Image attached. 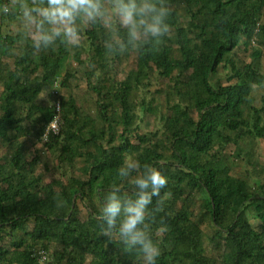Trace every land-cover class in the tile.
<instances>
[{
	"label": "trees",
	"instance_id": "16d2710c",
	"mask_svg": "<svg viewBox=\"0 0 264 264\" xmlns=\"http://www.w3.org/2000/svg\"><path fill=\"white\" fill-rule=\"evenodd\" d=\"M168 4L171 32L139 52H108L100 25H84L77 47L57 42L40 52L23 33L12 36L0 27V146L6 148L0 156V264H40L41 252L46 264H134V253L100 234L98 204L114 184L131 190L117 179L128 158L168 178L163 199L154 197L150 205L162 249L158 264H264V165L251 147L241 146L264 139V102L255 107L252 96L264 83L255 66L264 51V0ZM178 13L187 19L180 25ZM240 49L251 62L238 58ZM132 53L134 68L118 80L119 65ZM77 74L95 96L94 113L86 98L72 93ZM154 78L172 81L161 115L153 99H135ZM57 101L60 130L43 140ZM138 109L159 117L161 129L142 133ZM28 143L55 154L56 179L44 183L39 154L27 159ZM239 158L251 167L246 177L231 174L230 160ZM161 223L167 230L158 233ZM206 226L215 229L206 237L217 257L203 244Z\"/></svg>",
	"mask_w": 264,
	"mask_h": 264
},
{
	"label": "clouds",
	"instance_id": "9594fccd",
	"mask_svg": "<svg viewBox=\"0 0 264 264\" xmlns=\"http://www.w3.org/2000/svg\"><path fill=\"white\" fill-rule=\"evenodd\" d=\"M168 0H0V15H16L25 39L36 52L54 48L57 42L77 47L84 25H100L105 31L104 48L112 54L142 51L171 32ZM142 167V171H141ZM114 184L98 199L100 234L116 240L126 252L134 253V264H158L162 249L153 237V198H161L167 176L151 164L128 158L117 169ZM171 193H164V197ZM159 203L157 208H162ZM161 223L156 232L166 231Z\"/></svg>",
	"mask_w": 264,
	"mask_h": 264
},
{
	"label": "rangeland",
	"instance_id": "374dc122",
	"mask_svg": "<svg viewBox=\"0 0 264 264\" xmlns=\"http://www.w3.org/2000/svg\"><path fill=\"white\" fill-rule=\"evenodd\" d=\"M18 1L19 0H17V2ZM186 20L187 19H185L180 13H178L174 22L175 24L180 25ZM10 29L11 31H13V33H16L20 31V26L19 24L17 26L16 25L9 26V24L4 23L3 31L8 33ZM237 55L241 61L247 62V63L251 62V58L248 55V51L245 50L243 52V50L240 49L238 50ZM134 57L135 56L132 53V55L129 57L128 60H126L125 62L123 61L120 65L118 64L120 67V70L117 72V76H116L118 80L123 78L126 70L128 71L129 69L134 68ZM260 65H262L261 69L264 70V51H262L260 60L257 63H255V66H258L259 68H260ZM73 66L74 68H76L75 65ZM109 69L112 72L113 68L109 67ZM218 78H220L221 81H224V76H223L222 71H220ZM71 83H72V93L74 94V96L79 100H82V99L84 100L86 98L85 100H87L86 101L87 105L92 106V107L90 106L91 108L89 112L94 113L95 107L93 105V100L95 99V96L92 93H90L91 90L87 87L85 81L80 77L79 74H77L76 79L73 80ZM171 83H172L171 80H160V79L154 78L148 91L146 92L141 91L140 93H137L135 95V99L137 101H140L143 98H145L146 100L153 99L154 100L153 106L156 107V109L160 112L158 113V115H161V113L165 112V102L169 98L168 97V89H169L168 87L172 85ZM262 85L263 86L255 87L254 89V94H255L254 97H256L255 103L257 105L259 103L261 95L264 93V83ZM61 92L63 95L67 93V91L64 89H61ZM42 98H45V96L43 97L42 95ZM137 114L140 116L138 124H139V129L142 133L161 129L162 124H161V120L159 119V117L152 115V114H143L142 112H140L139 109L137 110ZM252 142L254 143V153H256L255 155H258L259 157L260 156L264 157V154H262V151L264 152V149L262 148L264 147L259 149V147H261V146H258L259 143L256 144L254 140H252ZM5 152L3 151V149L0 150V154H3ZM35 152L39 154V157H40V163L37 169V173L40 172L43 174L44 183L50 182L51 180L56 179L59 173L55 169V166H57L55 154L48 152L47 150L42 148L40 144L35 143L34 146L31 147V152L27 154V159L28 160L31 159V157L33 156V154H35ZM261 161L264 162V159L261 158ZM76 167H80V164H77ZM45 168H47L52 173L45 172ZM75 175H80V171H76ZM239 176L246 177V174L240 173ZM82 213L84 214L85 212L82 210ZM254 224L255 223H253V225ZM206 229H207V232L205 231V237L203 238V244L207 248L208 253L210 255H212L213 257H217L218 252L213 249V246L211 245L210 240H208L206 237V236L209 237L211 235V232H215V229H213L212 226H206L204 230Z\"/></svg>",
	"mask_w": 264,
	"mask_h": 264
},
{
	"label": "crops",
	"instance_id": "0c3cea01",
	"mask_svg": "<svg viewBox=\"0 0 264 264\" xmlns=\"http://www.w3.org/2000/svg\"><path fill=\"white\" fill-rule=\"evenodd\" d=\"M9 2H11V0H9ZM4 23L9 24V26H11V25H16L17 26L19 24V21H18L17 17H16V19H14L12 21H9L8 19H6V18H4L3 16L0 15V27H1L2 32L3 33H6V32L3 31L4 30ZM18 33H22L21 29H20V31H18L16 33H13V31H11V29L8 31V34L9 35H12V36H17ZM18 44H21V43L20 42H16L15 43L16 46H19ZM10 61H11V59L10 60H7V63H9ZM261 67H262V65H260V68L259 69H260L261 73L264 74V70H262ZM80 77H81V75H80ZM222 83H223V85L226 84L224 81H222ZM2 92H3V88H2V86L0 84V96L2 95ZM252 96L254 98L253 99V105L255 107H260V106L263 105V102H264L263 101V99H264V93L261 95L258 105L255 103L256 97H254L255 96L254 90H253ZM262 97H263V99H262ZM22 139H25V138H22ZM254 141H255L256 144L259 143L258 146H261V147H259V149L262 148V147H264V139H259V140H254ZM28 144L30 146L29 152H31V147L33 145L31 146V143H28ZM241 146L243 148H245V149H248V148L251 147V151H252L253 155L255 156L256 153H254V143L253 142H251V144H249V142L247 140H243L241 142ZM1 149H3L4 152L6 151V148H4L2 146H0V150ZM233 149H234V147H230L229 149H227L228 150V153H230ZM262 149H264V148H262ZM5 153H3V154H5ZM3 154H0V156L3 155ZM262 154H264L263 151H262ZM260 157L258 158L260 160V164L261 165H264V162L261 161V158L264 159V157H261V158ZM230 162H231V165L230 166H231V169H232L231 170V174L233 176H239L240 173H245L247 171V169L250 167V166H246L245 165V161H242L241 158L235 159V160L232 159V160H230ZM248 170H250V169H248ZM38 173L41 174L40 172H38ZM45 183H48V182H45ZM251 223H252V225H253V223H255L254 225H258L259 224V222L257 220H253V219H252Z\"/></svg>",
	"mask_w": 264,
	"mask_h": 264
},
{
	"label": "built area",
	"instance_id": "2783aa9c",
	"mask_svg": "<svg viewBox=\"0 0 264 264\" xmlns=\"http://www.w3.org/2000/svg\"><path fill=\"white\" fill-rule=\"evenodd\" d=\"M54 95L57 97L58 96V92L54 91ZM55 111H56V116L53 118V120L51 121V123L49 124L46 133L43 136V140L47 139V135L49 134V132H52L54 134H57V132L60 130V126H61V119L59 116V111H60V105H59V101L56 102L55 104ZM48 256L46 253L41 252L40 253V258H39V263L40 264H46L48 262Z\"/></svg>",
	"mask_w": 264,
	"mask_h": 264
}]
</instances>
